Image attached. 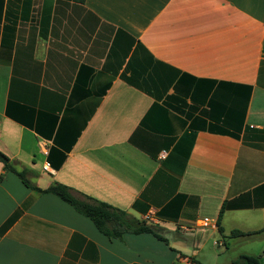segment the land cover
I'll return each mask as SVG.
<instances>
[{"label":"crops","instance_id":"1","mask_svg":"<svg viewBox=\"0 0 264 264\" xmlns=\"http://www.w3.org/2000/svg\"><path fill=\"white\" fill-rule=\"evenodd\" d=\"M244 101L239 138L220 133ZM0 151L167 240L109 239L0 161V264L218 258L231 230L264 228V0H0ZM234 238L264 255V231Z\"/></svg>","mask_w":264,"mask_h":264},{"label":"trees","instance_id":"2","mask_svg":"<svg viewBox=\"0 0 264 264\" xmlns=\"http://www.w3.org/2000/svg\"><path fill=\"white\" fill-rule=\"evenodd\" d=\"M83 2L84 0H78ZM241 123L239 124V130L237 132H230L225 129L218 130L220 133L230 135L234 138H239V132L242 125V119L245 112V101L242 104L241 109ZM0 161L3 164L5 171H11L15 173L22 183L35 191L41 193H51L58 196L60 199L71 205L75 211L89 218L96 229L109 239H120L124 233L140 234V233H151L157 239L163 241L167 244V240L160 234V228L153 223L147 222L146 220L138 219L135 216L129 214L123 209L112 206L104 201H100L91 196L83 194L67 185L59 182H53L48 187L42 189L34 184L30 183L25 176L26 170H17L10 162L9 157L0 151ZM224 210V205L221 206L216 219V226H218V231L222 232V227L220 226V219L222 212ZM264 228L254 231V232H242L233 229L227 235L228 237L237 236H250L261 233ZM226 236V237H227ZM184 256L183 254H180ZM191 262L199 263L193 257L188 258ZM229 264H263L260 260L259 255L241 253L236 258L232 259Z\"/></svg>","mask_w":264,"mask_h":264},{"label":"rangeland","instance_id":"3","mask_svg":"<svg viewBox=\"0 0 264 264\" xmlns=\"http://www.w3.org/2000/svg\"><path fill=\"white\" fill-rule=\"evenodd\" d=\"M214 239H221L222 235L220 236L217 232L214 234ZM223 238V237H222ZM211 241V240H210ZM227 247H215L217 252L218 258H213L211 255L207 257L200 256L198 259L203 261L204 263H215V264H223L224 262H228L234 258H236L241 253H254L260 255L262 258L264 255L258 252L260 248V241L258 240H250V241H238L237 238L228 237L226 238ZM261 244V243H260ZM222 248V249H221ZM210 247H206V250H209Z\"/></svg>","mask_w":264,"mask_h":264},{"label":"built area","instance_id":"4","mask_svg":"<svg viewBox=\"0 0 264 264\" xmlns=\"http://www.w3.org/2000/svg\"><path fill=\"white\" fill-rule=\"evenodd\" d=\"M48 166V163H46L44 166H43V168L44 169H46V167ZM145 218H149L148 216H146ZM211 224V221H210V219H208V218H203L202 220H201V222H200V225L201 226H209ZM216 244H218V245H222V243H216Z\"/></svg>","mask_w":264,"mask_h":264}]
</instances>
